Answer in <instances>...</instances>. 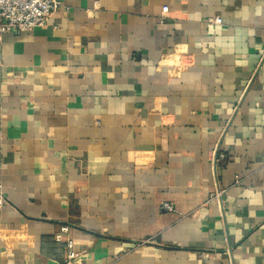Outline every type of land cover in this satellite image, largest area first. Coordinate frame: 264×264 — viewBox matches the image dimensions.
Returning a JSON list of instances; mask_svg holds the SVG:
<instances>
[{"label": "crops", "instance_id": "0c3cea01", "mask_svg": "<svg viewBox=\"0 0 264 264\" xmlns=\"http://www.w3.org/2000/svg\"><path fill=\"white\" fill-rule=\"evenodd\" d=\"M62 5L0 45V264H264V0Z\"/></svg>", "mask_w": 264, "mask_h": 264}, {"label": "built area", "instance_id": "2783aa9c", "mask_svg": "<svg viewBox=\"0 0 264 264\" xmlns=\"http://www.w3.org/2000/svg\"><path fill=\"white\" fill-rule=\"evenodd\" d=\"M62 7V0H0V45L3 36L7 33L46 26L48 20ZM166 12L167 7H162L161 13ZM216 22L219 23L220 19L216 18ZM162 208L172 211V207L166 203L162 204ZM67 232L68 227L63 225L53 237L57 242H65L66 262H71L76 253L72 248V240L67 237Z\"/></svg>", "mask_w": 264, "mask_h": 264}]
</instances>
